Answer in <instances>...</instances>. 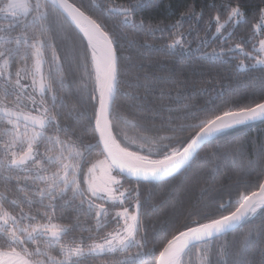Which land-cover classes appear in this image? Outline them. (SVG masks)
Here are the masks:
<instances>
[{
    "label": "snow or ice",
    "instance_id": "snow-or-ice-1",
    "mask_svg": "<svg viewBox=\"0 0 264 264\" xmlns=\"http://www.w3.org/2000/svg\"><path fill=\"white\" fill-rule=\"evenodd\" d=\"M153 6V0H132L128 5L110 6L107 13L146 36L168 32L167 56L185 58L199 51L201 57L223 63L225 58L234 59L231 54L238 51L254 61L246 64L241 59L238 71L258 65L264 71V39L258 47L254 43L256 36L264 35V8L259 9L253 31L243 43L204 51L207 40L197 38L193 49L188 39L191 30L188 34L181 30L185 17L202 19L203 12L197 13L193 6L174 24L163 27L135 19L137 13ZM226 10L227 18L222 21L218 13L209 20V29L212 20L217 34L229 25L249 22L239 0L235 6L229 0ZM57 33H64L68 41L63 55L56 44ZM231 36L221 38L226 43ZM116 42L106 24L74 0H0V182L4 184L0 192V264H83L102 257L106 259L101 264H264V146L242 165L241 177L247 179L238 177L227 187L226 197L199 206L189 204L186 209L182 202H178L179 210L174 205L155 237L158 244L151 249L146 248L148 228L142 219L151 197L142 199L140 192L142 185L155 186L184 176L203 149L229 130L252 121L264 123V80L258 97L247 103L233 99L223 107L191 112L185 108L180 118L184 122L169 118L159 127L137 123L118 110L121 98L132 101L130 108H138L135 102L140 98L122 91ZM247 43H252V51H245ZM124 59L129 61L125 72L145 67L131 63V56ZM65 64L69 69L75 65L81 72L85 88L92 85L87 97L92 116L87 125L79 120L72 123L77 104L67 113L62 111L64 104H58L66 87ZM159 79L166 84L171 78ZM135 80L139 81L138 75ZM121 122L141 133L168 134L129 138L126 132L122 135ZM215 147L213 156L223 158L222 149L231 152L233 163L240 156L239 147L230 148V142ZM13 182L18 195L9 199ZM132 182L135 187H125ZM69 209L77 222H58L67 218ZM81 214L84 223L94 219V228L79 222ZM257 214L260 223L252 225ZM109 224L115 227L97 242L95 234ZM77 229L89 235L66 241ZM230 234L233 242L224 240L217 246V241ZM85 240L93 242L85 244Z\"/></svg>",
    "mask_w": 264,
    "mask_h": 264
},
{
    "label": "trees",
    "instance_id": "trees-1",
    "mask_svg": "<svg viewBox=\"0 0 264 264\" xmlns=\"http://www.w3.org/2000/svg\"><path fill=\"white\" fill-rule=\"evenodd\" d=\"M74 2L82 4L85 10L93 14L94 18L102 20L108 30L117 38L116 48L118 55L121 56L122 91H127L140 98L135 102L139 105L138 108H130L129 105L132 101L127 98L119 100L118 110L126 119L146 125L155 123L159 127L169 118L177 123L184 122L180 118L184 115L185 108L191 112L204 107H223L226 101L233 99L247 103L258 97L261 81L264 80V71L259 65L250 71H238L236 65L241 59L246 64H251V61L238 51L231 54L235 57L234 59L229 61L228 58H225L223 63L213 57H201L199 51H194L191 57L185 58L167 56L165 54L168 51L166 44L171 40L168 32L157 31L154 36H146L143 32H134L130 27L122 25L119 16L107 13L110 6L128 5L132 0H74ZM239 2L242 10L247 13L249 22L234 26L231 39H227L226 43L221 38V34L215 33V21L212 20L210 29L208 22L218 13L222 21L227 18L226 6L229 5V0H153L154 6L137 13L135 19L139 21L143 18L146 24L150 22L163 27L174 24L181 18V13H186L189 8L194 6L197 13L203 12L202 19H197L195 16L185 17L181 30L186 34L191 30L188 39L192 42L193 49L197 48L199 42L197 38H199V40L208 41V47L202 50L210 51L212 48L219 49L220 46L234 47L236 43H243L251 35L252 25L256 23L259 9L264 8V4L261 3V0H239ZM236 3L237 0H231V6H235ZM55 40L61 48V55H63V47L68 42L65 34L57 33ZM146 44L151 47H147ZM249 45L250 43L244 45L245 50H248ZM129 56H131V63H143L145 67L125 72L124 65L129 61L124 58ZM65 71L67 73L66 87L58 96V104L61 102L64 104L62 109L64 113H67L73 104H77L78 111L73 113L72 123L79 120L87 125L88 118L92 116V107L87 99L92 85L89 83L85 88L84 81L81 80V72L76 70L75 65L69 69L65 64ZM137 75L139 81L135 80ZM159 78L171 79L169 83L165 84ZM171 81H176L178 84H173ZM129 82L132 83V87H127ZM137 83L140 84L139 88L135 86ZM162 91L164 95H161ZM144 117L150 119L144 120L142 119ZM64 118L62 116V121ZM119 128L122 135L126 132L129 138L140 134L148 136L168 134L154 130L141 133L139 129L123 122L120 123ZM85 135L87 136V133ZM228 142H230V148L239 147L240 149V156L235 163H233L231 152L224 153L223 149L221 150L223 158L212 155L217 144H227ZM261 146H264V123L256 121L240 125L229 130L226 136L207 145L192 170L181 178L155 186L142 185L141 198L151 197L144 206V215L142 216L148 228L146 248L151 249L154 244H158L155 237L160 235L163 223L169 219L173 212V206L175 205L177 210L180 209L181 205L178 202H182L185 209L189 204L199 206L208 203L213 198L218 202L221 196L226 197L227 187L234 183L238 177L247 179L246 176L241 177V167L246 161L255 157ZM252 178L255 179V173ZM10 186L13 192L14 187ZM129 186L135 187V183L125 184V187ZM68 212L67 218L58 222L69 225L76 223V214L71 209ZM85 220V216L81 214L79 222L84 227L94 228V219H88L87 223H84ZM259 223L260 216L257 214L251 224L259 225ZM114 227V224H109L98 234L94 233L97 242L105 232L111 231ZM81 235L87 237L89 233H81L77 229L75 232L69 233L65 240L70 242L73 237L78 239ZM233 239V235L230 234L217 241V246L224 243V240L231 243ZM92 242L85 240V244ZM132 251L134 252L135 249ZM102 259L106 258L87 259L83 261V264H101ZM193 259L195 260V255Z\"/></svg>",
    "mask_w": 264,
    "mask_h": 264
},
{
    "label": "rangeland",
    "instance_id": "rangeland-1",
    "mask_svg": "<svg viewBox=\"0 0 264 264\" xmlns=\"http://www.w3.org/2000/svg\"><path fill=\"white\" fill-rule=\"evenodd\" d=\"M233 28H234V25H229L225 30H223V32L221 33V36L224 38L227 37L229 35V33H232L234 31ZM215 33H216V31H215ZM260 39H264V35L256 36L254 43L257 45V47H258ZM245 51H252V43H250L248 50H245ZM253 62L254 61H251V63H253Z\"/></svg>",
    "mask_w": 264,
    "mask_h": 264
},
{
    "label": "flooded vegetation",
    "instance_id": "flooded-vegetation-1",
    "mask_svg": "<svg viewBox=\"0 0 264 264\" xmlns=\"http://www.w3.org/2000/svg\"><path fill=\"white\" fill-rule=\"evenodd\" d=\"M24 83H30V80H29V81H24ZM41 150H43V149H41ZM12 185H13V187H14L13 192H12V191H9V192L7 193L9 199H11V198H13L14 196L18 195V193H17L16 190H15V182H13ZM9 188H12V187L9 185ZM3 191H4V184H3L2 182H0V192H3ZM21 195H22V194H21Z\"/></svg>",
    "mask_w": 264,
    "mask_h": 264
},
{
    "label": "water",
    "instance_id": "water-1",
    "mask_svg": "<svg viewBox=\"0 0 264 264\" xmlns=\"http://www.w3.org/2000/svg\"><path fill=\"white\" fill-rule=\"evenodd\" d=\"M253 122H256V121H252V122H249V123H253ZM249 123H247V124H249Z\"/></svg>",
    "mask_w": 264,
    "mask_h": 264
}]
</instances>
